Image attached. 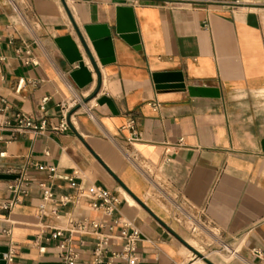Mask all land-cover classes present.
<instances>
[{
	"label": "crops",
	"instance_id": "obj_1",
	"mask_svg": "<svg viewBox=\"0 0 264 264\" xmlns=\"http://www.w3.org/2000/svg\"><path fill=\"white\" fill-rule=\"evenodd\" d=\"M179 1L0 0V173L18 175L0 179L8 264L60 262L63 237L52 234L61 229L68 238L82 218L112 224L100 232L117 251L123 221L140 230L138 264H264L253 254L264 251V0L169 3ZM101 25L110 35L94 42L86 27ZM66 35L92 72L84 88L56 43ZM154 75L220 95L160 87ZM102 96L116 111L81 110L66 132L4 129L19 111L37 114L43 97L50 126L61 119L60 101ZM130 117L141 132L136 142L124 128ZM16 181L24 192L5 210ZM97 187L121 202L109 219L92 207ZM63 195L73 202L59 205ZM99 235L73 233L74 264H93Z\"/></svg>",
	"mask_w": 264,
	"mask_h": 264
},
{
	"label": "built area",
	"instance_id": "obj_2",
	"mask_svg": "<svg viewBox=\"0 0 264 264\" xmlns=\"http://www.w3.org/2000/svg\"><path fill=\"white\" fill-rule=\"evenodd\" d=\"M179 2H169L172 5L181 3ZM26 63H33L30 60H27ZM34 64V63H33ZM24 80H19L18 86L16 88L17 92H20ZM50 101L49 97H43L40 99L37 105V114L32 115L19 111L15 115V122H7L4 125V129L13 131L14 133H24V132H33V133H42L48 127L54 132H66L71 128L73 124L74 117L81 110L89 116L94 115V109L99 105L97 101L86 100L85 98L80 97H71L59 102L58 107L61 113V119L57 124H51L49 126L48 119L46 118V111L48 103ZM125 129H128L131 133L130 142H136L141 139V132L137 128V122L134 118L130 117ZM4 155V153H1ZM72 180V178H70ZM22 183L14 182L10 185V190L14 193V197L11 201L2 204V208L5 210H10L16 203L20 201V195L22 192ZM92 198V207L99 209L103 212L106 218H111L115 211L118 210L120 206V200L112 192L104 190L102 188H94L89 194ZM53 194L51 191L46 190L44 198L46 200L52 199ZM73 202V198L69 195H63L58 198V203L61 206H66ZM44 207H41V212H43ZM54 213H57L55 208ZM109 226V229L112 230V224L106 221H97L89 220L87 218H82L78 221L72 222V228L69 229L70 236L68 238L64 237V232L61 229L56 230L52 237L60 238L63 237V241L60 244V262L62 264H74L79 258V254L75 251L70 245L71 236L73 233H86L89 230H92L99 235L93 249V264H113L115 260L121 259L126 261L128 264H138L139 255H138V243L142 238V233L140 230L135 228H130L128 222H122V228L120 231V238L123 240L122 249L120 251L114 250L112 248L111 239L112 236L100 232L102 228ZM197 226H193L192 230L197 231ZM41 251H45V247L41 248ZM253 254L264 260V251L261 249H253ZM7 261H11L12 257L8 255L5 256Z\"/></svg>",
	"mask_w": 264,
	"mask_h": 264
},
{
	"label": "water",
	"instance_id": "obj_3",
	"mask_svg": "<svg viewBox=\"0 0 264 264\" xmlns=\"http://www.w3.org/2000/svg\"><path fill=\"white\" fill-rule=\"evenodd\" d=\"M86 29L94 42H97L98 40H101L104 37H108L110 35L105 25L87 26ZM56 43L59 46L65 58L67 59V61L71 65H75V64L77 65L76 69L73 70V72L71 73V77L74 80V82L77 84V86L80 88H84L89 84H91L93 81L92 72L89 66H87V64L85 63L84 56L81 50L79 49L78 44L75 42V40L71 36L66 35V36L58 37L56 39ZM81 43L91 63L95 67V61L90 53L87 43L84 41L82 37H81ZM154 78L157 83H160L159 84L161 85L160 87H181V88L186 87L191 96L218 97L220 95L217 89L208 86L186 85L184 82H182V80L176 83H169V80L163 79V75H154ZM165 78H168V75H165ZM163 80L168 83H162L164 82ZM98 103L101 105L107 104L113 112L116 111L112 99H110L108 96L100 97L98 99ZM17 178L18 175L15 174L0 173V179L15 180ZM8 252H9V247L0 246V264H8V261L4 258V254H7ZM52 264H62V263L58 262Z\"/></svg>",
	"mask_w": 264,
	"mask_h": 264
},
{
	"label": "rangeland",
	"instance_id": "obj_4",
	"mask_svg": "<svg viewBox=\"0 0 264 264\" xmlns=\"http://www.w3.org/2000/svg\"><path fill=\"white\" fill-rule=\"evenodd\" d=\"M194 244L197 245V243H195V242H194ZM199 244H200V243H199ZM190 248H191V249H194V248H192V247H190ZM198 248H199V246H198ZM198 248H197V249H198ZM199 250H203V249H199ZM202 253H203V252H202Z\"/></svg>",
	"mask_w": 264,
	"mask_h": 264
}]
</instances>
